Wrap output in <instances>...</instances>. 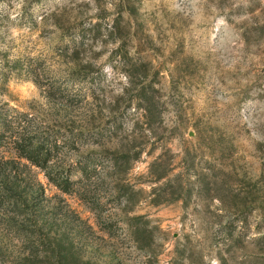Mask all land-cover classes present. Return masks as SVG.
<instances>
[{"label":"rangeland","instance_id":"374dc122","mask_svg":"<svg viewBox=\"0 0 264 264\" xmlns=\"http://www.w3.org/2000/svg\"><path fill=\"white\" fill-rule=\"evenodd\" d=\"M0 264H264V0H0Z\"/></svg>","mask_w":264,"mask_h":264}]
</instances>
